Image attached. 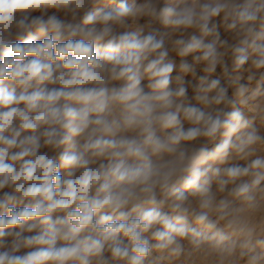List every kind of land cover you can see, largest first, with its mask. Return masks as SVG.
Returning a JSON list of instances; mask_svg holds the SVG:
<instances>
[{
	"label": "clouds",
	"instance_id": "obj_1",
	"mask_svg": "<svg viewBox=\"0 0 264 264\" xmlns=\"http://www.w3.org/2000/svg\"><path fill=\"white\" fill-rule=\"evenodd\" d=\"M0 264H264V0H0Z\"/></svg>",
	"mask_w": 264,
	"mask_h": 264
}]
</instances>
